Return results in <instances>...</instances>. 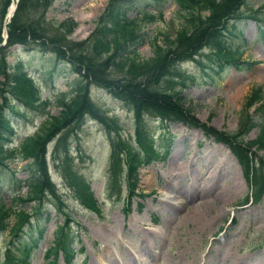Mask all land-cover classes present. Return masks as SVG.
<instances>
[{"label": "rangeland", "instance_id": "374dc122", "mask_svg": "<svg viewBox=\"0 0 264 264\" xmlns=\"http://www.w3.org/2000/svg\"><path fill=\"white\" fill-rule=\"evenodd\" d=\"M105 3L106 0H52L44 18L57 21L70 17L76 22L70 39H86ZM160 9L159 19L140 23V30L146 32L136 48L141 58L151 55L149 40L153 34L158 30L173 31L181 22L171 0ZM239 10L241 15L231 22L234 34L230 39L238 46L241 58L253 60L248 68L225 64L215 72L216 58L204 47L191 60L177 65L178 77L166 76L159 81L162 88L176 90L197 120L215 130L233 131L249 88L258 85L264 90V0H247ZM134 14L132 10L127 12L129 17ZM4 26L0 45L6 37ZM7 50V63L11 66L19 61L38 85L39 98L47 100L44 108L25 111L23 117L14 119V144L34 131L47 114H56L59 100L69 98L81 79L71 70L70 62L58 60L52 52L32 43H16ZM108 72V76L121 77L116 69ZM85 89L94 106L117 121L118 137L137 146L128 105L94 83H88ZM68 128V158L54 162L60 147L52 153V142L48 140L45 159L50 179L71 219L66 231L76 235L71 240L76 250L70 264H264V190L256 201L241 202L246 190L244 176L224 144L206 137L199 127L178 121L164 126L158 118L144 114L139 128L145 133L144 141L153 144L159 156L137 167L135 190L141 194L134 192L130 196L125 214V180L118 171L112 177L110 170L116 134L88 115H81ZM255 133L253 126L243 137L251 138ZM256 153L264 158V146ZM23 161L9 163L21 179L26 174L20 168ZM62 164L88 181L99 205L96 211L84 207L64 186ZM1 195L9 203L4 190ZM138 202L141 208L136 211ZM40 211V215H34L39 220L37 224L30 217L21 225L37 236V244L27 256L30 264H47L43 252L52 245L54 230L63 220L54 197L43 196ZM12 220L10 215L8 222ZM41 225L39 235L36 229ZM17 234L25 238L23 230ZM9 238L5 230L0 232V264H5L1 259L4 252H20L21 244L7 246L12 242ZM55 264H64L58 254Z\"/></svg>", "mask_w": 264, "mask_h": 264}, {"label": "trees", "instance_id": "16d2710c", "mask_svg": "<svg viewBox=\"0 0 264 264\" xmlns=\"http://www.w3.org/2000/svg\"><path fill=\"white\" fill-rule=\"evenodd\" d=\"M51 1L17 0L12 15L5 23V42L0 45V75L3 76L0 80V232L5 230L11 236V243L21 244L17 257L20 263L24 262L36 244L37 236L34 237L28 229L26 232L30 235L25 240L17 239L16 234L21 225L31 218L39 222L34 215L42 213L40 205L43 196L54 197L56 207L63 216L54 230L52 245L44 251L46 263L53 264L57 251H61L65 261L73 253L71 240L75 233L66 231L70 219L64 209L63 198L59 197L50 179L45 147L47 141L51 140L52 153L60 147V153L56 152L59 157L54 158V162L65 161L68 158L67 136L71 130L68 126L81 115L96 119L104 125L106 131H113L117 136L111 148L110 170L112 177L118 171L125 180V212L130 196L137 192V167L155 156L151 147L153 144L144 141L145 133L139 128L144 114L158 118L165 125L167 122L178 121L187 126L199 127L205 136L226 144L240 164L253 197L259 195L264 188V158L256 152L264 146V90L258 85L249 88L242 103L241 114L237 117L236 128L233 131H222L198 121L191 108L183 105L176 90L159 85L160 79L166 76L169 79L172 76L178 77L180 72L176 69L177 65L192 59L204 47L216 58L215 72L225 64L248 68L249 62L241 59L238 46L230 39L233 33L231 21L241 15L239 8L247 0H171L177 6L181 22L173 31L158 30L153 34L149 40L151 55L145 58H141L136 51L146 36V32L140 30V23L159 19L162 15L160 7L168 0H106L91 34L81 40L69 37L76 24L70 17L57 21L44 18V11ZM8 2L0 0V32ZM131 10L135 14L129 17L127 12ZM16 43H32L40 50L52 52L58 60L70 62L71 70L78 73L81 80L69 98L59 100L60 108L56 114H47L34 131L21 136L12 144L14 119L23 117L25 111L42 109L47 103L46 99L39 98L37 86L21 63L14 62L10 66L5 60L9 53L7 48ZM112 69L120 71L121 77L108 76V71ZM88 83L107 89L128 105L132 111L137 146L118 137L117 121L109 118L106 112L99 110L90 101L85 89ZM251 105L252 109L249 110ZM253 126H256L255 135L244 138L243 135ZM13 160H24L20 165L26 173L23 179L15 175L14 166H9ZM62 166L64 186L79 203L96 209V199L86 179L78 178L64 164ZM21 187H24L22 191ZM2 190L9 196V203L2 198ZM140 206L138 202V209ZM10 215L13 217L11 223L8 222ZM42 225L36 229L39 235Z\"/></svg>", "mask_w": 264, "mask_h": 264}, {"label": "bare ground", "instance_id": "6f19581e", "mask_svg": "<svg viewBox=\"0 0 264 264\" xmlns=\"http://www.w3.org/2000/svg\"><path fill=\"white\" fill-rule=\"evenodd\" d=\"M14 3H15V0H11V1L9 2V4H8V6H7V9H6V14H7V15H8L9 12L11 11V8L13 7ZM7 15H6V16H7ZM200 206H201V205H200ZM197 207H199V206L197 205Z\"/></svg>", "mask_w": 264, "mask_h": 264}, {"label": "water", "instance_id": "95a60500", "mask_svg": "<svg viewBox=\"0 0 264 264\" xmlns=\"http://www.w3.org/2000/svg\"><path fill=\"white\" fill-rule=\"evenodd\" d=\"M9 14H11V12H9Z\"/></svg>", "mask_w": 264, "mask_h": 264}]
</instances>
